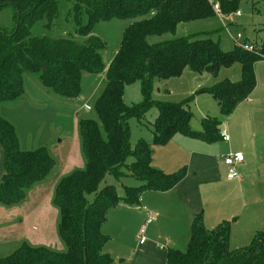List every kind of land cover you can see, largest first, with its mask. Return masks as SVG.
<instances>
[{"label":"trees","instance_id":"16d2710c","mask_svg":"<svg viewBox=\"0 0 264 264\" xmlns=\"http://www.w3.org/2000/svg\"><path fill=\"white\" fill-rule=\"evenodd\" d=\"M215 1L224 14L237 10L240 2ZM6 7L14 9V28L10 33L0 30V107L24 95L25 73L39 74L44 88L72 100L81 95L85 73L105 72L106 84L93 106L98 121L83 119L79 125L86 166L65 176L55 190L54 205L60 211L58 233L66 251L25 243L11 255L0 257V264H114L104 253L109 237L102 233V227L108 213L122 204L138 207L144 192L165 193L186 178V168L173 174L155 168L154 146L167 145L177 134L207 143L221 140L222 122L217 117L203 119L200 130L191 127V103L197 95H211L220 114L230 118L250 97L257 86L255 66L264 60V24L263 41L252 52L237 44L223 51L211 38L183 37L150 44V36L174 33L181 24L215 17L212 4L209 0H75V21L80 24L82 16H87V23L76 31L87 40L78 44L69 39L32 37L37 23L47 21L50 27L58 12L57 0H0V11ZM131 18L139 19L125 29L119 50L106 68L102 57L106 44L90 35L99 22ZM236 64L240 65V81L225 79L179 103L152 99L156 80L179 79L186 70L218 77L222 69ZM137 82L141 83L144 101L128 105L126 88ZM153 109L158 116L152 124V141L141 139L132 147L129 121H141ZM0 144L6 151L8 172L0 187V205H17L34 185L49 177L56 163L46 148L22 151L14 126L1 115ZM130 158L134 161L128 164ZM127 175L142 184L125 187L123 197L115 186L100 190L106 177ZM229 241L228 223L208 230L203 217L196 216L186 251L169 249L167 264H264L263 232L244 248L233 250Z\"/></svg>","mask_w":264,"mask_h":264},{"label":"rangeland","instance_id":"374dc122","mask_svg":"<svg viewBox=\"0 0 264 264\" xmlns=\"http://www.w3.org/2000/svg\"><path fill=\"white\" fill-rule=\"evenodd\" d=\"M57 1L58 12L50 27H47L49 25L47 21L37 23L32 29V37H48L55 40L69 39L78 44H85L87 38L80 37L76 34V31L81 25L83 26L87 23L86 14L82 16V20L79 24L73 17L75 0ZM239 11L241 12L240 16L237 15ZM13 17L14 9L12 7L2 9L0 11V30L10 33L14 28ZM138 19H113L107 22H99L94 27L90 36L98 37L106 44V48L102 52L105 66L110 63L111 59L119 50L125 29ZM263 24L264 1L240 0L238 9L233 12L224 14L221 8V14H216L215 17L181 24L174 33L150 36L148 37V42L150 44H158L183 37H194L196 39L211 38L214 41H218L221 49L227 52L232 50L237 44L236 37L240 34L243 37V43L247 42L258 49L263 41V32L261 31ZM240 78L239 64L234 65L230 69H222L218 77H213L206 73L195 74L190 70H186L179 79H171L168 81L156 80L152 99L155 102L179 103L198 91L199 88L196 90L197 87L207 88L216 81H223L225 79L237 82L240 81ZM82 80L81 95L77 99L72 100L59 97L52 90L44 88L40 82L39 74L25 73L24 90L27 93L25 92L24 100L19 101V99L15 102L2 105L3 107L6 106L2 109V117L6 120L8 119L7 121L10 120L11 122H9L14 126L15 130H17L18 139H21V150L34 151L39 148H46L54 159L56 167L49 177L43 181L44 183L49 182L53 178L55 180L56 175L62 172L61 167L64 165V159H69L70 153H75V155L72 156L75 158L72 160L69 171L64 174V177L75 170H82L86 166L82 151L79 125L80 121L83 119H95L98 121L93 106L105 87L106 77L104 74L93 75L85 73ZM124 99L128 105L141 104L144 101L141 92V83L137 82L128 86ZM215 102V99L211 95L195 96L194 101L191 103V110L193 113L191 126L195 127L194 130L201 129V121L203 119L207 117H217L222 122L220 127L221 130L227 129L232 139L229 143L221 140L213 145L217 155L223 156L231 152H242L246 158H249L251 161H256V159H260L261 156L264 157V127L260 128L257 134H255V132H253L255 135L250 134L251 136H249L250 138L248 141H244L242 134L239 133L240 125L238 123H233V125L231 123L230 128V121L241 120V110L239 107L232 115V119H228L217 111L218 109L214 105ZM207 114H209V116ZM157 116V110L153 109L147 114L145 119L141 121L132 119L129 121L132 147H135L141 139L148 142L152 141V124ZM78 157L81 161L78 160ZM133 161L134 159L130 158L128 164H131ZM123 171L126 174L128 173L126 169ZM227 173L228 168L225 171V176ZM257 176H259L257 168L253 167L251 169V178L249 182L257 180ZM259 178H261V180H257V182L260 186H255V194L264 200V176H260ZM141 184L140 181L129 175L120 179L108 176L100 185V190L109 185L115 186L119 196L123 197L125 195V187H138ZM144 193L141 195V198H143ZM141 202L142 201H140L138 207L142 206L143 203ZM121 209L122 208L115 209V213L112 215L108 213L109 216L107 215V219L109 218L110 220L108 224L111 226L117 224L120 225V227L121 224H125V222H127V224H135L125 226L127 227V233H125L124 236L125 239L120 232L117 234L112 232V234H110L112 237L108 236L110 248L116 249V251H123L124 253V256L118 260L119 262L125 260L126 256L130 255L131 247L141 240L140 231L145 227L144 223L148 219V214L150 213H145V209H142V214L146 216L144 218L141 217L138 212L136 214L134 211H121ZM117 214L119 217L115 218V220L112 219L114 216H117ZM175 227L177 226L170 223L169 220H165L163 223L161 219H158L146 227L145 237L155 233L158 228H161L164 235H169L175 231ZM115 229L116 227H114V230ZM135 233L138 236V240L136 241ZM160 241H164V239ZM188 244L183 251H186ZM20 245L22 244H19V246L18 244H14L9 250L6 247L0 248V257L11 255L20 248ZM120 245L122 249L119 248Z\"/></svg>","mask_w":264,"mask_h":264},{"label":"crops","instance_id":"0c3cea01","mask_svg":"<svg viewBox=\"0 0 264 264\" xmlns=\"http://www.w3.org/2000/svg\"><path fill=\"white\" fill-rule=\"evenodd\" d=\"M255 72L256 89L238 106L241 110V120L230 121V128L231 123L240 125L239 133L242 134L244 141H248L249 136L257 134L259 129L264 127V60L256 64ZM103 74L106 75L105 72ZM218 82L220 81L210 86ZM198 88L202 87H197L196 90ZM24 97L25 93L19 101L24 100ZM2 105L0 107L1 116L2 109L6 107ZM214 105L220 113L217 101ZM220 131H226L229 134L227 129ZM215 144L216 142L207 143L177 134L167 145L153 147L152 163L155 168L167 174H173L186 168V178L168 192H145L141 198L143 204L140 207L122 204L118 208H122L121 211H134L136 214L138 212L144 218L146 216L142 214V209H145V213L150 212L148 218L153 214L163 223L169 220L177 227L169 235H164L161 228L148 237L144 234L145 243L137 242L131 247L130 255L120 262L118 260L124 256L123 251L111 249L110 244H106L104 253L114 260V264H167L168 250L171 248L184 250L190 241L193 219L200 215L208 230H213L223 223L230 225L229 244L233 250L247 247L258 232L264 233V200L255 194V186H260L257 180H261L259 177L264 176V157L261 156L260 159L251 161L242 152H238L244 155V163L238 167V177L230 180L227 175L225 176L227 167L222 161V158L228 154L217 155L213 146ZM21 145L20 139V147ZM74 155L75 153H70L69 159H64V165L61 167L63 173L57 174L55 180L53 178L47 183L41 182L34 185L27 192L23 202L12 206L0 205V248L6 247L9 250L14 244L19 246V244L26 243L32 247H45L56 252L66 251V246L58 233L60 211L54 205V195L57 185L64 178V174L69 171L71 162L75 158L72 157ZM78 160L81 161L79 157ZM253 167L257 168L259 176L257 180L249 182ZM118 208L112 209L109 214L112 215ZM118 217L117 214L112 219L115 220ZM106 221L102 227V233L107 237H110L112 232L114 234L120 232L124 238L127 233L125 226L135 224L125 222L126 225L122 223L120 227L117 224L109 225V218ZM145 223L142 229L146 231ZM114 227H116L115 230ZM162 239L164 241H160ZM136 240H138L137 234L135 235ZM119 248L122 249V246L120 245Z\"/></svg>","mask_w":264,"mask_h":264},{"label":"built area","instance_id":"2783aa9c","mask_svg":"<svg viewBox=\"0 0 264 264\" xmlns=\"http://www.w3.org/2000/svg\"><path fill=\"white\" fill-rule=\"evenodd\" d=\"M209 2L212 4L213 9L216 14H221V8L219 4L215 0H209ZM237 15L240 16L241 12H237ZM242 35L238 34L236 37L237 45L240 46L241 49L252 52L255 48L254 46L248 44L247 42H242ZM220 137L223 142L229 143L230 142V135L226 131L220 132ZM223 163L228 168V174L227 178L232 180L238 177V167L244 163V155L242 153H231L222 158ZM157 220V217L153 214L149 216V218L146 221V227L150 224H152L154 221ZM145 229H142L140 231V243H145Z\"/></svg>","mask_w":264,"mask_h":264},{"label":"water","instance_id":"95a60500","mask_svg":"<svg viewBox=\"0 0 264 264\" xmlns=\"http://www.w3.org/2000/svg\"><path fill=\"white\" fill-rule=\"evenodd\" d=\"M19 25H20V13H19V17H18V23L16 26V31L18 30ZM5 162H6V151H5L4 147L0 144V187L3 185L4 177H6L8 175V172H7L6 167H5ZM85 264H87L86 261H85Z\"/></svg>","mask_w":264,"mask_h":264}]
</instances>
